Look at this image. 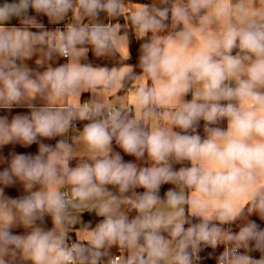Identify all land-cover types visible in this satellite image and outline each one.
<instances>
[{
    "label": "clouds",
    "instance_id": "obj_1",
    "mask_svg": "<svg viewBox=\"0 0 264 264\" xmlns=\"http://www.w3.org/2000/svg\"><path fill=\"white\" fill-rule=\"evenodd\" d=\"M0 113V264H264V0H0Z\"/></svg>",
    "mask_w": 264,
    "mask_h": 264
},
{
    "label": "crops",
    "instance_id": "obj_2",
    "mask_svg": "<svg viewBox=\"0 0 264 264\" xmlns=\"http://www.w3.org/2000/svg\"><path fill=\"white\" fill-rule=\"evenodd\" d=\"M0 114H3V113H0ZM11 147H12V146H9L8 148H5V149H4V153L7 154V152L9 151V148H11ZM15 150H16V151H19V152L24 151V149L19 148V147H16ZM29 151H31V152H35V151H36V147L33 146L31 149H29ZM16 194H17V192H16L15 190H12V191H11V195L15 196Z\"/></svg>",
    "mask_w": 264,
    "mask_h": 264
},
{
    "label": "trees",
    "instance_id": "obj_3",
    "mask_svg": "<svg viewBox=\"0 0 264 264\" xmlns=\"http://www.w3.org/2000/svg\"><path fill=\"white\" fill-rule=\"evenodd\" d=\"M125 159L127 160V159H131L130 157H125ZM168 186H165V188H167Z\"/></svg>",
    "mask_w": 264,
    "mask_h": 264
}]
</instances>
